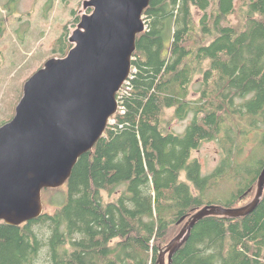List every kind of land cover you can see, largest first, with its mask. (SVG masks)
I'll list each match as a JSON object with an SVG mask.
<instances>
[{
    "label": "trees",
    "instance_id": "16d2710c",
    "mask_svg": "<svg viewBox=\"0 0 264 264\" xmlns=\"http://www.w3.org/2000/svg\"><path fill=\"white\" fill-rule=\"evenodd\" d=\"M143 17L135 72L64 184L66 202L20 226L1 222L0 264H157L196 211L254 198L264 168V0H151ZM68 35L65 26L60 57ZM188 118L181 133L171 128ZM206 142L220 159L203 175L192 154ZM221 181L238 192L209 202ZM43 191L54 205L59 188ZM171 264H264V191L247 216L199 221Z\"/></svg>",
    "mask_w": 264,
    "mask_h": 264
},
{
    "label": "water",
    "instance_id": "95a60500",
    "mask_svg": "<svg viewBox=\"0 0 264 264\" xmlns=\"http://www.w3.org/2000/svg\"><path fill=\"white\" fill-rule=\"evenodd\" d=\"M150 1L86 0L83 8L92 11L69 36L73 46L67 55L48 60L24 84L14 117L0 127V223L20 226L41 216L42 191L64 186L78 160L102 137L118 111ZM263 191L264 168L251 202L196 211L159 253L157 264H171L202 219L252 213Z\"/></svg>",
    "mask_w": 264,
    "mask_h": 264
},
{
    "label": "rangeland",
    "instance_id": "374dc122",
    "mask_svg": "<svg viewBox=\"0 0 264 264\" xmlns=\"http://www.w3.org/2000/svg\"><path fill=\"white\" fill-rule=\"evenodd\" d=\"M9 1L0 0V15L6 18L3 21L7 24L0 33V127L14 117L27 80L51 58H61L56 53L59 50L57 39L61 37L65 26L69 37L81 17L92 11L83 8L86 0H14L10 13L2 7ZM194 12L198 20L200 14L196 10ZM65 53L67 55L68 52ZM169 115L170 111H167ZM189 119L173 121L171 128L181 133ZM192 157L201 163L202 174L207 175L219 163L220 150L215 142H206L193 152ZM182 177H185V172ZM237 192L236 184L230 183L228 187L226 182L221 181L206 193V199L209 202L225 201ZM42 193L43 212L50 213L66 202V186L52 194L56 197L54 205L48 202L51 193Z\"/></svg>",
    "mask_w": 264,
    "mask_h": 264
},
{
    "label": "flooded vegetation",
    "instance_id": "af4514ba",
    "mask_svg": "<svg viewBox=\"0 0 264 264\" xmlns=\"http://www.w3.org/2000/svg\"><path fill=\"white\" fill-rule=\"evenodd\" d=\"M2 7H3L4 10H6L4 5ZM9 10L12 11L11 6H9V8H8V10H6V12H8ZM4 19H6V18H3V20ZM3 20L0 21V32L2 31L3 28H6V26H7L6 21H3ZM54 55H56V54H54Z\"/></svg>",
    "mask_w": 264,
    "mask_h": 264
},
{
    "label": "built area",
    "instance_id": "2783aa9c",
    "mask_svg": "<svg viewBox=\"0 0 264 264\" xmlns=\"http://www.w3.org/2000/svg\"><path fill=\"white\" fill-rule=\"evenodd\" d=\"M135 72V70L132 68L131 69V74H130V77H129V79L126 81V83L124 84V86L122 87V89L125 87V86H127L129 83H128V81L130 80V78H131V76H132V74ZM122 89H121V91H122ZM121 91L119 92V94L121 93ZM119 109V108H118ZM110 122H111V120H110Z\"/></svg>",
    "mask_w": 264,
    "mask_h": 264
},
{
    "label": "clouds",
    "instance_id": "9594fccd",
    "mask_svg": "<svg viewBox=\"0 0 264 264\" xmlns=\"http://www.w3.org/2000/svg\"><path fill=\"white\" fill-rule=\"evenodd\" d=\"M145 21V20H144Z\"/></svg>",
    "mask_w": 264,
    "mask_h": 264
}]
</instances>
